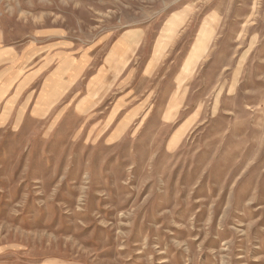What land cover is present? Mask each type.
I'll return each instance as SVG.
<instances>
[{
    "label": "rangeland",
    "instance_id": "374dc122",
    "mask_svg": "<svg viewBox=\"0 0 264 264\" xmlns=\"http://www.w3.org/2000/svg\"><path fill=\"white\" fill-rule=\"evenodd\" d=\"M0 264H264V0H0Z\"/></svg>",
    "mask_w": 264,
    "mask_h": 264
},
{
    "label": "bare ground",
    "instance_id": "6f19581e",
    "mask_svg": "<svg viewBox=\"0 0 264 264\" xmlns=\"http://www.w3.org/2000/svg\"><path fill=\"white\" fill-rule=\"evenodd\" d=\"M126 45H128V44H126Z\"/></svg>",
    "mask_w": 264,
    "mask_h": 264
}]
</instances>
